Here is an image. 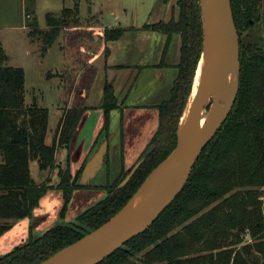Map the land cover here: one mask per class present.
<instances>
[{"label":"trees","instance_id":"obj_1","mask_svg":"<svg viewBox=\"0 0 264 264\" xmlns=\"http://www.w3.org/2000/svg\"><path fill=\"white\" fill-rule=\"evenodd\" d=\"M231 2L239 34L253 22L264 23V0ZM176 7L177 14L169 21L143 26L167 35V45L174 34L181 38L178 75L169 99L159 105V128L144 159L108 184L105 198L77 218L87 225L85 228L56 225L41 236L31 235L27 243L0 256V264H38L100 227L127 204L153 169L175 149L178 123L203 48L199 0H177ZM75 8L72 11L64 7L58 16L48 13L47 29L30 23L31 40L40 38L47 46L52 45L63 26L78 21V7ZM125 30L105 28L103 39L118 40ZM0 57L1 237L16 220L30 217L52 187L33 179V159L41 170L59 168L58 188L64 194V214L73 192L81 185L78 176L73 177L68 168L56 165V153L60 147H71L88 107L81 94L78 104L65 109L52 144H47V110L25 103L24 69L4 66L7 56L1 45ZM240 61V86L232 111L201 153L182 191L147 231L98 264H264V48L240 41ZM92 67L89 74L85 71L81 77L82 83L86 82L85 91L96 76ZM75 84L76 81L70 83L71 91L77 92ZM118 105L115 89L106 81L101 105L105 130L109 127L110 112Z\"/></svg>","mask_w":264,"mask_h":264},{"label":"crops","instance_id":"obj_2","mask_svg":"<svg viewBox=\"0 0 264 264\" xmlns=\"http://www.w3.org/2000/svg\"><path fill=\"white\" fill-rule=\"evenodd\" d=\"M167 10L166 7L163 21H168ZM145 24H133L125 28L118 40L103 41L102 50L92 60L97 63L104 57V63L96 67L98 72L84 93L88 109L71 147H60L56 153V165L68 168L73 177L78 176V183L81 180L83 182L81 187L73 192L62 214L64 194L58 188L59 168L49 171L43 182L52 187L41 198L30 217L16 220L13 227L1 236L0 256L13 250L15 243V246L19 245L31 235L38 237L56 225L75 222L89 208L83 206L90 200V194L98 199L91 207L105 198L108 184L134 167L149 151L151 139L159 128V105L169 99L178 75L181 38L174 34L167 45V35L145 29ZM106 81L113 85L119 104L110 112L108 130L104 129L105 111L101 107ZM56 129L48 131L52 132V139ZM102 143H107V150L94 159ZM58 156L60 161H57ZM90 162L89 170L85 173ZM98 178L101 180L97 181Z\"/></svg>","mask_w":264,"mask_h":264},{"label":"rangeland","instance_id":"obj_3","mask_svg":"<svg viewBox=\"0 0 264 264\" xmlns=\"http://www.w3.org/2000/svg\"><path fill=\"white\" fill-rule=\"evenodd\" d=\"M176 2L177 0H0V45L7 56L3 64L24 69L25 103L45 108L48 112V131L56 129L65 109L82 100L81 94L84 96L86 82L83 84L81 77L85 71L89 74L93 65L92 68L97 73L96 67H101L104 63V57L97 63L92 61L102 50L104 29L157 22L163 19L166 7L169 21L177 14ZM76 6L78 21L63 26L52 45L47 46L40 38L31 40L28 35L30 23H37L40 29H47L48 13L58 16L64 7L74 11ZM239 36L244 45L264 48V23L253 22ZM74 81L75 85L78 84L77 92L71 91L70 83ZM208 110L209 106L204 110L203 117ZM52 140V132H49L46 142L52 144ZM145 156L146 154L143 159ZM57 161H60L59 156ZM30 169L33 179L38 183L49 175V171L40 169L35 159L30 161ZM97 200L90 194V200L83 207H90ZM72 224L83 228L87 226L79 219ZM29 238L30 236L16 246L27 243ZM2 239L4 241V237ZM246 239L249 241L250 236ZM14 246L12 248L16 247Z\"/></svg>","mask_w":264,"mask_h":264},{"label":"water","instance_id":"obj_4","mask_svg":"<svg viewBox=\"0 0 264 264\" xmlns=\"http://www.w3.org/2000/svg\"><path fill=\"white\" fill-rule=\"evenodd\" d=\"M203 22V48L192 89L180 117L177 145L146 178L127 204L100 227L65 246L38 264H98L128 241L147 231L176 199L188 182L201 153L228 119L240 86V36L231 0H199ZM199 85L183 127L181 118L189 105L201 59ZM224 94V95H223ZM211 114L202 127L204 110ZM107 143L99 152L105 154ZM88 163L86 171L89 170ZM130 175L127 177V179ZM83 183L82 180L79 184ZM148 192L139 211L132 215L141 189Z\"/></svg>","mask_w":264,"mask_h":264},{"label":"bare ground","instance_id":"obj_5","mask_svg":"<svg viewBox=\"0 0 264 264\" xmlns=\"http://www.w3.org/2000/svg\"><path fill=\"white\" fill-rule=\"evenodd\" d=\"M203 62H204V58H202L201 61H200V65H199V68H198V71H197V76H196V79H195V82H194V86H193V90H192L191 100L189 101V105H188L187 109H185V113L183 114V116L181 118V128L183 127V124L185 123V121L187 119V116H188V113H189V109H190V107L192 105L193 97H194V95H195V93L197 91V87L199 85L200 74H201V69H202V66H203ZM210 117H211L210 113H206L204 115L203 120L201 121V126L202 127L209 121ZM147 192H148V185L143 187L141 189V192L137 196V198L135 200V203H134L132 215L136 214L139 211V209H140V207H141V205L143 203V200H144Z\"/></svg>","mask_w":264,"mask_h":264}]
</instances>
